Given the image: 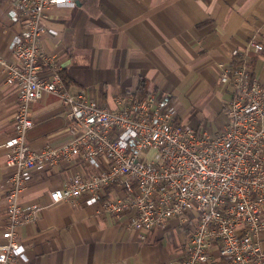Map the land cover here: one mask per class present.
Segmentation results:
<instances>
[{
	"label": "built area",
	"instance_id": "2783aa9c",
	"mask_svg": "<svg viewBox=\"0 0 264 264\" xmlns=\"http://www.w3.org/2000/svg\"><path fill=\"white\" fill-rule=\"evenodd\" d=\"M5 1L8 14L24 26L8 45L15 62L0 55L5 83L16 86L14 131L0 162V169H12L0 264L23 256L17 228L35 220L41 209L20 203L26 183L35 172L74 156L92 171H74L66 183L51 188V203L83 198L87 205H98L101 218L126 215L127 228L142 238L170 218L183 221L192 215L195 225L183 257L172 264H204L214 246L227 264H264V250L255 239L264 230V84L250 66L251 51L262 49L256 36L233 50L231 61L219 64V82L229 87L230 97L226 121L212 132L179 120L164 91L122 93L115 109L99 105L85 88L70 91L61 64L41 51L39 40L57 34L47 22L50 8L74 6L77 0ZM46 93L61 99L72 138L57 147L32 149L30 106ZM105 186L124 195L105 196Z\"/></svg>",
	"mask_w": 264,
	"mask_h": 264
},
{
	"label": "crops",
	"instance_id": "0c3cea01",
	"mask_svg": "<svg viewBox=\"0 0 264 264\" xmlns=\"http://www.w3.org/2000/svg\"><path fill=\"white\" fill-rule=\"evenodd\" d=\"M74 6L52 7L47 22L57 34H43L40 49L54 55L70 91L85 88L99 105L115 109L116 97L136 92L141 81L147 90L170 95L176 115L184 124L209 131L221 128L229 87L219 82V64L233 59L255 35L262 49L251 51V71L264 84V0H97L89 11L86 0ZM0 0V55L15 59L9 42L24 22L8 14ZM94 11H96L94 13ZM16 86L0 71V162L5 142L14 131ZM61 99L46 93L30 106L33 127L29 144L57 147L72 138ZM12 169H0V243L6 223L5 191ZM77 171L92 170L79 156L61 160L34 173L20 194L22 205L37 204L35 220L21 223L18 239L23 256L13 264H172L181 260L195 218H170L141 237L127 228L126 215L101 218L98 205L83 198L51 203L48 192ZM105 196H123L111 186ZM264 221V205L260 215ZM264 250V230L255 237ZM204 264H227L214 246Z\"/></svg>",
	"mask_w": 264,
	"mask_h": 264
},
{
	"label": "trees",
	"instance_id": "16d2710c",
	"mask_svg": "<svg viewBox=\"0 0 264 264\" xmlns=\"http://www.w3.org/2000/svg\"><path fill=\"white\" fill-rule=\"evenodd\" d=\"M83 4L89 11H91L92 8H95L97 10V0H86ZM95 12L96 11H94V13ZM147 92L148 90L145 88L144 82L141 81L138 89L136 90V93L139 94L140 96H144Z\"/></svg>",
	"mask_w": 264,
	"mask_h": 264
},
{
	"label": "water",
	"instance_id": "95a60500",
	"mask_svg": "<svg viewBox=\"0 0 264 264\" xmlns=\"http://www.w3.org/2000/svg\"><path fill=\"white\" fill-rule=\"evenodd\" d=\"M76 4H79V1H76Z\"/></svg>",
	"mask_w": 264,
	"mask_h": 264
},
{
	"label": "rangeland",
	"instance_id": "374dc122",
	"mask_svg": "<svg viewBox=\"0 0 264 264\" xmlns=\"http://www.w3.org/2000/svg\"><path fill=\"white\" fill-rule=\"evenodd\" d=\"M203 124H205V123H203ZM203 124H202V126H201L202 128L204 127Z\"/></svg>",
	"mask_w": 264,
	"mask_h": 264
}]
</instances>
